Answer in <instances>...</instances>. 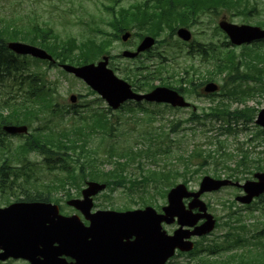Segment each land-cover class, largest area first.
I'll return each mask as SVG.
<instances>
[{
    "label": "trees",
    "instance_id": "1",
    "mask_svg": "<svg viewBox=\"0 0 264 264\" xmlns=\"http://www.w3.org/2000/svg\"><path fill=\"white\" fill-rule=\"evenodd\" d=\"M119 1L111 0V3L105 6L110 12V18L106 23L112 29L110 32L105 31L107 37L98 38L94 35L78 42L73 37L60 39L51 27L34 25L30 31H26L18 30L10 24L0 25V86L6 82L10 85L6 92L7 98L0 103V152L10 145L1 126L25 124L32 130L18 145L17 152L21 155L38 153L43 157L45 165L49 169L53 168L50 171L65 175L42 180L45 183L43 186L54 190L44 189L41 183L33 182L34 186L26 191L20 200L54 201L56 193L61 192L55 190L57 188L66 190L68 197L71 196L66 188L69 182L79 188L86 179H89L104 182L111 191L123 188L126 196L136 199L132 200L136 204H154V192L164 195L179 178L183 183H188L195 174L202 171L203 167L208 166L210 159H213V152L204 149L205 145L201 141L192 144L190 140L188 147H180L179 141L186 137V133L193 137L207 138V131L214 129L219 122L221 124L217 129L220 134L228 135L231 133L228 128L231 121L253 119L255 112L253 109L231 110L227 101L220 100L208 108H202L201 113L191 112L185 121L189 124L188 129L182 127L181 119L173 121L169 129H164L163 125L153 126L147 123L148 125L143 126L138 132V146L119 144L114 140L120 122L113 121L110 109L90 108V111L79 114L77 118L74 115L69 116L61 125L55 122L53 117L59 116L58 104L54 97L55 84L48 80L47 73L39 66L19 60L5 47V41L24 40L46 49L58 63L81 65L94 61L102 54H109V44L114 39H119L120 32L133 29L144 31L158 38L157 41L163 48L161 53H164V50L166 53L154 55L156 60L150 62L149 66L142 65V72L138 67L135 72L139 73L134 72L130 75L131 73L126 72V78L131 80L128 81L142 90H150L154 87V80H158L160 85L187 94L192 90L196 92V87L205 81L216 80L218 77H222L226 84L232 85L243 81L240 79H254L259 75L261 68L257 67L253 59L261 60L264 57L257 51L247 53L249 59L246 66L249 72L238 75L236 73L238 62L234 59V53L220 55L218 46H214L212 41L194 43L186 53L191 57H193L191 53L197 54L202 64H209L203 70L194 63H188L180 70L172 68L171 72L166 68L170 64L168 57L173 58V53L167 51L171 42L166 36H172L178 26L192 27L200 22L202 15L217 16L222 10L249 14L256 10V5L251 0H134L127 5L120 4ZM215 30L218 32L217 28ZM134 34L143 36L137 32ZM42 62L48 64L46 61ZM50 66L47 65V68ZM164 73H168L166 77L163 76ZM167 79H171L176 85L167 82ZM236 90L237 86L232 87L225 94L232 96L236 94ZM163 106L177 110L167 105ZM124 108L148 113L149 120L157 116V110H149L144 102L126 103L122 106V109ZM46 115L48 116L45 117ZM255 135L256 137L264 135V131L259 129ZM219 142L217 140L218 146ZM258 153L262 154L264 151ZM252 154L241 149L236 154L226 153L227 157L220 161L214 157V161L217 162L216 165L225 166L226 177L238 180L251 168L264 171V156L251 157ZM232 157V160L237 158L234 168L228 166V160ZM8 161H11L9 156L0 163V194L7 197V201L9 195L18 197L11 192V188L18 181L20 171L23 169L25 175L30 170V166H14ZM106 162L111 164L108 169L103 167ZM134 162H137L136 175L129 172V166ZM213 175L220 177L216 170ZM10 181L13 182V186L8 184ZM259 200L261 210L264 211V195ZM241 220L237 218L236 223L228 224L227 238L233 237V240L238 242L247 240L245 236L239 234V231L245 228ZM251 232V242L257 245L264 238V231L255 227ZM219 247V244L213 241L202 246L201 250L194 249L190 252L191 262L179 263L171 259L167 264H213V256L218 253ZM248 251L251 252V248ZM201 253H204V256ZM252 255H258L255 258L264 257V252L255 250Z\"/></svg>",
    "mask_w": 264,
    "mask_h": 264
},
{
    "label": "rangeland",
    "instance_id": "2",
    "mask_svg": "<svg viewBox=\"0 0 264 264\" xmlns=\"http://www.w3.org/2000/svg\"><path fill=\"white\" fill-rule=\"evenodd\" d=\"M132 1L134 0H120L119 2L120 4L127 5ZM110 3L111 0H0V25L10 24L13 27H17L18 30L26 31H30V28L34 25L51 27L60 39L73 37L78 42L94 35L98 38L107 37L105 31L110 32L112 29L106 23L110 18V12L105 9V6L109 5ZM255 4L256 10L249 14H244L238 11H222L217 16H211L209 14L202 15L199 23L192 27H188L192 33V42L204 43L212 41L214 46H218L220 55L224 52L231 50L234 51L235 59L240 64L237 73H246L247 68L245 66L244 60L248 59L247 53L250 51V49L257 50L259 53L264 52V42L235 46L229 41L225 33L221 32L220 30L217 32L215 27L218 20L222 16H225L229 21L237 24L246 23L262 27L264 25V0H256ZM90 27H93V29H90ZM134 32L143 35L146 34L144 31L133 29L130 38H128L126 41H121L120 39H114L111 41L109 44L110 53L107 54L109 56L108 66L119 78H122L127 82H129L128 80L130 79L126 78V72H129L131 73L130 75H132L136 71L137 67L141 68L143 64L149 66L152 60L150 59L151 56L157 55L158 53H160V55H164V53H166V51L161 53L163 48L162 45L158 43V45L156 44L149 51L143 53L142 56L140 54L136 58L123 57L121 55L123 50H135V47L141 40L138 34L135 35ZM167 33L168 31L165 33V35H167ZM166 39L171 42V45H174L173 48L168 50H172L174 52L173 55L176 57L179 55L176 59L171 60L170 64L167 65L166 68L169 70V72L172 71V68L180 70L189 62L185 56L188 47L185 44H181V53L180 48H178V44L180 43L178 42L179 39L177 38L176 34H173L170 37L166 36ZM99 58L100 56L95 58L94 61H98ZM168 58L170 59V57ZM198 58V56L194 57L196 60L195 63H197V61L199 62ZM239 58H241V60ZM23 59L24 58H21V60ZM25 59L28 63L35 65V61L32 62L27 56ZM36 65L44 70V72H46L48 75V80L55 84L54 97L56 103L58 104V109L61 112V116L58 113L59 116H54L53 118L54 121L60 123V125L64 122V119L68 118L69 116L74 115L76 118L79 114L90 111V108H99L101 110L108 108L106 102L97 93L92 91L83 81L64 73L59 66L47 68V65L42 62L40 64L37 63ZM140 71L142 72V68ZM167 74L168 73H164L163 76L166 77ZM245 81L248 82V85L243 84L244 82H241L242 87L245 89H247L248 86H256L257 88L262 86L259 84V82H255L252 79H246ZM167 82L175 84L171 79H167ZM216 82L221 85V87L219 88L218 94L214 95V103L220 100L227 101L231 107V110L234 108L235 110L244 109L245 107L259 110L264 107V88L262 90H258L253 95H241L238 97V99H234L225 97L224 91L234 87V85L239 83V81L232 85H222L223 80L221 78H217ZM153 83L155 86L160 85L158 80H154ZM3 86H0V102L7 98L8 95L6 92L10 87L8 82L3 84ZM71 94L77 96V100L74 104L69 101V96ZM185 97L195 107L197 113L202 112L200 109L208 108V106H212L214 104L212 103V99H210V97L198 95L192 91H188V93L185 94ZM154 105L155 104L152 103H145V106L149 110H157V116L150 120L148 119V116L150 115L148 113L144 114L140 111H129L126 108L111 110L113 121L120 122L119 129L115 132L116 134L114 135V140H116L119 144H131L133 146H138V132L143 129V126L148 125L147 123H151L153 126L163 125L164 129H169L173 121L177 122L181 119L180 123H183L188 120L192 111V107L174 111L172 109L165 108L163 105ZM47 116L48 115L45 117ZM220 124L221 123L217 122L214 126V129L207 131V138L198 136L193 137L186 133V137L179 141L178 145L182 148L188 147L190 140L192 144L201 141L205 145L204 149L213 152V159L208 161V166L206 168L203 167L202 171H200L198 174H195L194 178L188 183L190 189H196L198 187V183L203 175L206 174L214 177L213 172L215 170L216 172L220 171L221 177H223L224 172L222 171V168H225V166H221L219 164L216 165L217 162L214 161V157H217V160L220 161L221 159L227 157L226 153L232 152V154H236L238 147L244 150L252 151L254 143L256 144V147L251 157L261 156V153H258V151L264 150V138L261 140L260 144H257L256 141H249V139L253 137V133L257 131V128L254 127V122H245L242 119L236 122L231 121L228 128L234 130L235 132L234 134L228 135L220 134L219 130L217 129ZM182 127L184 129H188L189 124L183 123ZM31 130V127H28V131L31 132ZM26 136L27 134L16 136L8 135L7 141L10 142L9 148L6 147L4 148V151L0 152V163L4 160V158L9 156L11 157V161L8 162L12 163L14 166H30V170H28L25 175L23 173V169L20 171V174L18 175V181L15 184L18 186L16 187L14 185L11 191L18 195V197L9 195V202L23 197L22 195L34 186L33 182H37V184L41 183L42 188L44 189L54 190V188L43 186L45 183L42 180H47L54 176L65 177V175L57 173V171H50L52 169L47 170V166L45 165L43 158L37 153L21 155L17 152L18 145L22 143ZM217 140L220 141V146H218ZM263 155L264 154H262V156ZM232 159L233 157L229 158L228 162L231 167H234L235 162ZM136 164L137 162H134L129 166V172L135 175L137 174L135 169ZM103 167L108 169L111 167V164L106 162L104 163ZM253 171L254 170H252V172ZM137 177H139V174ZM251 177L252 173H247L245 179H250ZM245 179H242L241 181ZM180 180L181 179L179 178L177 181L180 182ZM66 187H71L69 189L73 195L75 189L78 186L76 187L72 185L71 182H69ZM55 190L62 189L57 188ZM239 193L240 192L236 188L228 186L220 189L217 192L205 193L202 195V199L206 203L210 204L208 210L217 219H219V226L215 227V229L210 232L204 240H201V242H203V244H207L212 243L213 241H219L224 248L218 254L214 255L213 264H256L254 263L255 259L259 260V263L257 264H264V257L255 258L258 255H252V252H255V250L264 252V239H261L260 243L257 245L251 246L252 239L250 237L252 228L257 227L258 229H261L264 227V211L260 209L255 210L253 208H246L239 205L238 203H235L233 199L235 195ZM60 195L61 194L58 193L55 197L59 199L58 202H60V206L63 208V211H61L63 214H80L77 210L68 207L65 202L63 203L62 200L66 198ZM4 198L6 197L1 198L0 195V206L7 205L9 203L6 202ZM156 200L158 206H162L166 203L165 195L162 197L161 194H157ZM232 201L235 204L231 203ZM253 204H259V200L254 201ZM229 205H232V209H234L237 213L236 216L239 215L242 217V226L245 228L241 229L239 234L245 236L247 240L243 239V241L238 242L237 240H233V237H228L226 239L227 243L224 242L226 233L229 230L227 223L230 225L234 223V220L230 221L227 218V206ZM125 206H128L127 209L143 207L127 200L124 190L122 188H118L114 191L105 190L104 192L99 193L94 198L93 209L117 210ZM259 206H261V204H259ZM154 208L156 207L154 206ZM173 228H175V225H164V229L167 232L172 231ZM249 248H251V252L248 251ZM234 253H240L241 255H232ZM252 256L254 258H252ZM189 260H191L190 257L184 254H179L173 259V261L180 263H189ZM241 260H243L242 263ZM0 263L26 264L25 261L21 259H8Z\"/></svg>",
    "mask_w": 264,
    "mask_h": 264
},
{
    "label": "water",
    "instance_id": "3",
    "mask_svg": "<svg viewBox=\"0 0 264 264\" xmlns=\"http://www.w3.org/2000/svg\"><path fill=\"white\" fill-rule=\"evenodd\" d=\"M218 25L234 44L264 38V28L257 26L236 25L224 19ZM177 35L185 41L191 38L190 31L184 27L177 30ZM129 36L130 33L125 32L121 38L125 41ZM153 43L152 37L145 36L134 52L124 50L122 55L135 57ZM7 46L18 54L52 59L45 50L30 44L9 42ZM107 64L108 57L102 56L97 63L82 66L62 64L61 67L84 80L112 109L129 99L167 103L174 107L189 105L176 90L164 86H157L147 93L133 92L129 83L118 78ZM216 89L217 85L213 82L206 83L203 88L205 92ZM70 100L74 102L76 96L70 95ZM256 123L264 128V108L259 111ZM3 128L9 133L26 131L24 125H5ZM254 177L256 179L240 185L230 179H215L206 175L196 192L188 191L184 184L179 183L169 190L168 205L162 208V214L150 206L123 212L98 210L90 214V196L105 188L103 183L90 181L82 190V199L68 201L84 213L89 219L88 225H84L77 216L60 215L57 206L51 203L16 201L0 208V260L22 258L28 264H164L175 248L185 251L192 248L193 244L188 240L192 235L201 236L214 228L213 216L207 213L206 204L199 199L202 193L235 185L244 191L236 200L250 203L253 197L264 192V172H257ZM184 197H192L187 209L183 203ZM194 208L198 212L194 213ZM175 217L179 227L169 235L162 229L161 223H171ZM202 218L204 222L196 225ZM62 255L73 258L74 262H67Z\"/></svg>",
    "mask_w": 264,
    "mask_h": 264
},
{
    "label": "flooded vegetation",
    "instance_id": "4",
    "mask_svg": "<svg viewBox=\"0 0 264 264\" xmlns=\"http://www.w3.org/2000/svg\"><path fill=\"white\" fill-rule=\"evenodd\" d=\"M67 261H68V262H71V258L68 257V258H67Z\"/></svg>",
    "mask_w": 264,
    "mask_h": 264
}]
</instances>
